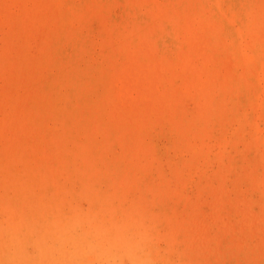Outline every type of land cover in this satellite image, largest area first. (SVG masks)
<instances>
[{
  "label": "rangeland",
  "instance_id": "374dc122",
  "mask_svg": "<svg viewBox=\"0 0 264 264\" xmlns=\"http://www.w3.org/2000/svg\"><path fill=\"white\" fill-rule=\"evenodd\" d=\"M0 264H264V0H0Z\"/></svg>",
  "mask_w": 264,
  "mask_h": 264
},
{
  "label": "bare ground",
  "instance_id": "6f19581e",
  "mask_svg": "<svg viewBox=\"0 0 264 264\" xmlns=\"http://www.w3.org/2000/svg\"><path fill=\"white\" fill-rule=\"evenodd\" d=\"M258 54V53H257Z\"/></svg>",
  "mask_w": 264,
  "mask_h": 264
}]
</instances>
